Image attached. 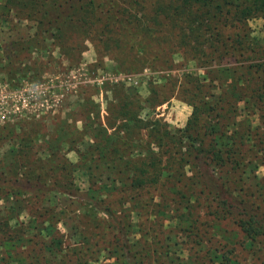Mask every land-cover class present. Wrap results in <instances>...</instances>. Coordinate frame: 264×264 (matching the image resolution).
Segmentation results:
<instances>
[{
  "label": "trees",
  "instance_id": "trees-1",
  "mask_svg": "<svg viewBox=\"0 0 264 264\" xmlns=\"http://www.w3.org/2000/svg\"><path fill=\"white\" fill-rule=\"evenodd\" d=\"M255 17L264 20V0H0V34L21 20L32 22L34 29L25 39L0 42V79L14 88L25 78L42 79L22 60L32 41L54 44L71 59H78L90 41L98 54L110 56L127 72L164 68L178 53L198 66L220 63V51L228 49L237 61L252 60L222 69L227 75L230 71L231 79L228 91L218 95L202 96L198 77L188 74L196 90L182 95L193 111L181 129L141 118L137 90L122 85H108L111 96L103 115L92 100L98 88L86 85L67 123L50 113L0 125V144L13 145L0 159V264H144L151 259V244L146 248L135 240L131 212L105 204L100 195L89 196L93 184L103 186L105 178L125 183L123 189L132 192L119 198L122 204L138 202L137 194L166 181L186 209L211 195L212 213L238 216L239 225L243 221L248 227L242 229L250 244L264 234V219L237 187L252 171L263 187L255 208H262L264 176L256 171L264 166V128L259 130L260 124L264 127V46L253 41L247 26ZM171 90L152 84L143 101L156 107L171 97ZM69 152L77 154L76 162ZM201 163L200 192L178 189L174 180L182 182L186 165ZM77 171L87 178L85 191ZM71 217L77 218L76 230L62 232L59 225ZM92 230L100 241L93 242ZM181 252L178 245L171 263L183 264ZM213 260L236 263L226 256Z\"/></svg>",
  "mask_w": 264,
  "mask_h": 264
},
{
  "label": "rangeland",
  "instance_id": "rangeland-1",
  "mask_svg": "<svg viewBox=\"0 0 264 264\" xmlns=\"http://www.w3.org/2000/svg\"><path fill=\"white\" fill-rule=\"evenodd\" d=\"M15 22L11 25V30L0 34L2 44L17 38L25 39L34 30L31 27L33 26L32 22L26 20H21L18 24ZM247 26L250 30L249 36L253 41L264 46V20L261 17H255L247 22ZM220 53L222 56L220 63L198 66L195 61L178 53L173 56L171 64L164 68L147 67L142 71L127 72L119 70L110 56L98 54L90 41H85V49L78 59L75 55H73L76 57L74 59L66 58L60 54L54 44L48 43L44 47L43 42L32 41L29 53L26 56L23 55L22 60L26 65H31L33 72L37 71L42 74V79L33 82L29 81L31 78H25L15 88L0 79V114H6L5 119L0 118V125L8 121L15 123L31 118L38 120L50 113L67 123L70 121V112L77 106L75 102H82L83 99L78 101L77 94L86 85L98 88L99 91L92 95V100L99 104L100 115H103L106 114L107 100L111 96L109 86L122 85L125 88L137 90L142 102L141 118L156 119L160 125L166 124L173 130L181 129L186 126L193 111V106L182 97L187 89L196 90L194 85L189 83V75L198 77V82L202 84V96L215 93L218 95L220 90L228 91L231 79L230 71L228 70L227 75L222 72V69L246 66L252 62L247 58L243 62L237 61L234 55L236 53L229 49L222 50ZM246 55L247 53H244V56ZM171 82H176L178 86L176 88L173 85L170 86ZM41 83L46 88L45 94L48 99H51L52 96L49 97L48 94L52 95L51 91L54 89H59L65 94L58 101L55 109L44 112L45 107H42L43 111L36 115L39 105L34 102L45 97L40 92ZM152 84L153 86L158 85L160 90L169 88L173 90L174 88L173 91L171 90L172 92L170 91L171 97L156 107L149 106L143 101L148 96ZM71 90L76 91L72 92ZM7 102H12L18 107L11 106ZM80 124L78 122L79 127ZM263 128V125L260 124L259 130ZM12 146L11 142L0 144V159L4 152L11 151ZM67 156L72 162H76L78 159L75 152H69ZM245 162L242 160L241 167H246L248 170L249 165ZM204 165L203 163L197 167L191 164L186 165L182 182L177 183L174 180L178 189L183 187L186 192L189 191L193 194L200 192L203 187L200 171H203ZM246 173L244 180L237 185L238 192L240 196L247 198L248 202L254 205L253 212L257 214L258 218L264 219V205L261 209L255 208V205L261 202V197L258 198V196L262 195V184L258 178L254 177L252 171ZM257 173L264 176V166L257 168ZM76 177L77 183L85 191L88 188L87 178L79 171H77ZM100 183L101 181L93 184V190H89V196L95 198L100 195V198H104L105 204L110 203L114 206L113 208L126 213L131 212L129 222L134 226L132 231L138 246L143 244L148 248V245L151 244L150 249L153 255L151 259L146 257L144 264H176V262L171 263L170 259L175 257L172 252L178 248V245L183 249L181 252L183 264H220L219 260H213L216 256L230 257L236 260L235 264H264V234H258L250 244L245 233L248 231L242 229V226L244 228L247 225L242 221L240 226L238 216L236 218L234 215L217 217L212 213L216 203L212 201L211 195L202 199L200 203H194V208L192 206L190 209H186L185 201L172 193L170 188L172 182L166 181L162 186L156 185L148 189L149 192L141 191L135 196L139 200L138 202L122 204L118 202L119 198L132 194V192L123 189L128 187L125 183H118L110 178L104 179L102 183L105 185L102 186ZM209 185L212 188L213 184L209 183ZM239 186H241L240 190ZM102 190H105L104 193L99 194ZM132 208H134L133 212L130 211ZM76 219L71 217L65 220L59 225L60 230L73 234L77 228ZM90 236L93 238V242L100 241L96 230H92Z\"/></svg>",
  "mask_w": 264,
  "mask_h": 264
},
{
  "label": "built area",
  "instance_id": "built-area-1",
  "mask_svg": "<svg viewBox=\"0 0 264 264\" xmlns=\"http://www.w3.org/2000/svg\"><path fill=\"white\" fill-rule=\"evenodd\" d=\"M5 84H8V83H5ZM44 84L43 83H41V88H40V92L43 94V95H45V97H43V99H41L40 101H35L34 103L35 104H37V105H39V107H38V109H37V111L38 112H36V115H38L39 114V112H42L43 111V109H42V107H45V110H44V112H47V111H50V110H52V109H55L54 107H56L57 106V104H58V101L59 100H61V98L63 97V95L65 94L63 91H60L59 89H54V90H52L51 91V93H52V95H50V94H48V96L49 97H51V99H48L47 98V96H46V94H45V92H46V88H45V86H43ZM35 86H37V85H35ZM72 92H75L76 90H71ZM24 99V98H23ZM9 105H11V106H17L18 107V105H16V104H14V103H12V102H7ZM20 105V104H19ZM5 117H6V114H0V118L3 120V119H5Z\"/></svg>",
  "mask_w": 264,
  "mask_h": 264
}]
</instances>
